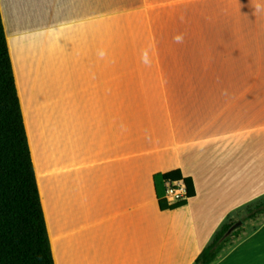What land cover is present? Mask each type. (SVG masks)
Listing matches in <instances>:
<instances>
[{
    "label": "crops",
    "instance_id": "crops-1",
    "mask_svg": "<svg viewBox=\"0 0 264 264\" xmlns=\"http://www.w3.org/2000/svg\"><path fill=\"white\" fill-rule=\"evenodd\" d=\"M124 10L145 23L121 90L104 18ZM0 11L55 264H194L264 195V0H0ZM175 169L195 195L161 209L154 176ZM163 186L167 204L184 199ZM212 264H264V218Z\"/></svg>",
    "mask_w": 264,
    "mask_h": 264
},
{
    "label": "trees",
    "instance_id": "trees-1",
    "mask_svg": "<svg viewBox=\"0 0 264 264\" xmlns=\"http://www.w3.org/2000/svg\"><path fill=\"white\" fill-rule=\"evenodd\" d=\"M183 180L187 198L195 195L193 180L179 169L154 176L155 189L161 209L186 204L183 199L167 204L164 184ZM243 217L233 212L222 223L212 240L205 246L194 264H212L246 230L239 220H256L264 215V195L244 208ZM0 264H55L51 241L31 148L17 91L12 60L0 11Z\"/></svg>",
    "mask_w": 264,
    "mask_h": 264
},
{
    "label": "rangeland",
    "instance_id": "rangeland-1",
    "mask_svg": "<svg viewBox=\"0 0 264 264\" xmlns=\"http://www.w3.org/2000/svg\"><path fill=\"white\" fill-rule=\"evenodd\" d=\"M143 20V12L135 13L125 10L117 11L104 18L105 27H114L118 32L117 42L119 44L120 65L119 67H115V75H119L121 90H125L128 84V79L138 73L137 67L129 63V59L133 57V54L128 51L127 47L133 44V27L142 26L145 23ZM138 68L140 69V67ZM111 70L112 67H109L110 73ZM244 215L245 210L239 211L236 215L234 214L235 217H243ZM263 218L264 215L260 216L257 220L244 221L243 224L246 225V230H251L255 227V224Z\"/></svg>",
    "mask_w": 264,
    "mask_h": 264
},
{
    "label": "built area",
    "instance_id": "built-area-1",
    "mask_svg": "<svg viewBox=\"0 0 264 264\" xmlns=\"http://www.w3.org/2000/svg\"><path fill=\"white\" fill-rule=\"evenodd\" d=\"M167 192L174 199L187 198V187L183 180L167 181Z\"/></svg>",
    "mask_w": 264,
    "mask_h": 264
},
{
    "label": "water",
    "instance_id": "water-1",
    "mask_svg": "<svg viewBox=\"0 0 264 264\" xmlns=\"http://www.w3.org/2000/svg\"><path fill=\"white\" fill-rule=\"evenodd\" d=\"M242 225V221L241 220H239V221H237L229 230H228V232H227V235H229L230 233H232V231L234 230V229H236L238 226H241Z\"/></svg>",
    "mask_w": 264,
    "mask_h": 264
}]
</instances>
